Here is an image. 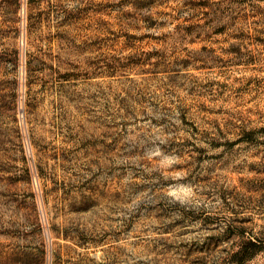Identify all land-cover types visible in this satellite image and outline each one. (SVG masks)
Instances as JSON below:
<instances>
[{
  "label": "rangeland",
  "instance_id": "1",
  "mask_svg": "<svg viewBox=\"0 0 264 264\" xmlns=\"http://www.w3.org/2000/svg\"><path fill=\"white\" fill-rule=\"evenodd\" d=\"M0 264H264V0H0Z\"/></svg>",
  "mask_w": 264,
  "mask_h": 264
}]
</instances>
